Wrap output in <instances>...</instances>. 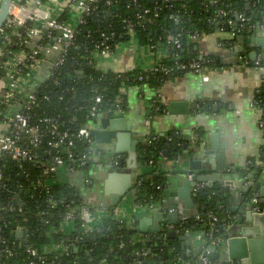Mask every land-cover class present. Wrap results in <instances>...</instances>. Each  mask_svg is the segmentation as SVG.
<instances>
[{
  "label": "trees",
  "instance_id": "obj_1",
  "mask_svg": "<svg viewBox=\"0 0 264 264\" xmlns=\"http://www.w3.org/2000/svg\"><path fill=\"white\" fill-rule=\"evenodd\" d=\"M158 6L162 8L159 16L153 21L138 19L142 9L156 10ZM221 10L227 14L223 15L220 13ZM239 14H242L246 20H241ZM263 15L264 0H170L169 2L119 0L112 5H105L103 1L98 10L86 15L85 22L79 25L76 44L70 48L67 60L62 66L60 84H54L51 80H39L37 93L39 102L31 110V122L37 123L44 116L55 117L59 121L60 130L75 132L90 122L87 115L94 103L93 97L99 93L104 95V101L99 105V110L113 109L119 98L122 99L123 106L126 108L125 94L120 91L124 85L140 89L149 88L156 92L151 98L152 107L147 113V117L151 115L153 120L166 110V105L158 96V91L166 81L188 72L180 68L181 63L194 59L200 61L207 70L217 65L213 56L199 58L196 55L193 40H197L200 35L217 31L228 32L234 39L239 36L249 39ZM66 16L67 13H64L63 17ZM229 19L233 20L231 27L226 23ZM124 20L136 23V35L142 44L154 46L155 49L164 45L169 49L170 56L163 60L157 69L135 68L118 72L103 70L97 63L90 65L85 63L83 57L89 55L98 42L105 40L104 34L110 37L107 42L112 46L129 40V28ZM196 31L199 32L198 36H194ZM169 35L178 38L181 45L177 47L173 41H169ZM244 56L249 64H256L257 59H252L249 55ZM259 65L264 68L263 57H260ZM80 68H83L86 73L83 78L77 74ZM44 95H48L49 99L43 98ZM256 100L264 111V79L257 91ZM205 108H209L208 105ZM107 115L110 117L112 112L110 111ZM4 120L5 118L0 117V124L6 122ZM96 123L97 121L93 122V124ZM6 127L5 124L0 125V136L5 135ZM202 137L203 132L199 130L197 141L200 142ZM190 143L189 139H183L169 132L158 135L157 138L151 135L138 147V157L142 166L135 180L134 190L135 200L139 205L152 210L161 204L165 190V180L161 174L167 173L161 168V164L166 159L173 160L191 154L193 148ZM31 148L38 154L39 161L34 162L25 158L14 160L9 154H4L0 159L3 172L0 199L11 200V204L18 203L17 200H19L25 207L23 212H3V219L0 221V225H3L4 221L8 223V228H3L0 234L11 242L15 251V256L4 259L7 264L14 262L29 264L32 259L36 264H41L37 257L27 253L26 244L36 249L39 255L48 257V264L51 262L54 264H103L104 260L105 264H135L138 260L136 251L144 246L152 249V254L157 260L163 259L165 255V261L170 264L183 263L178 239L169 236L167 226H164L161 231L163 238L151 236L148 242L137 241L138 221L136 219L134 221V218L116 217L117 204L111 205V216L93 230L84 229L80 218H77L73 221L75 230L70 231L62 223L64 212L69 207L83 206H88L93 211L95 206L85 201L84 194L77 186L52 182L49 177H46L44 168L51 162V155L47 154L50 147L46 141ZM73 149L80 156L89 150V143L78 141ZM76 159L71 163L77 165ZM101 161H105L102 152L99 156L92 158L86 167H78V170L84 171L86 175L89 174L88 177L91 178L92 169ZM263 170L264 153L261 159L249 165L245 172L248 178H252V182H258ZM14 195L17 197L12 199ZM50 199L56 202L55 208L48 207ZM223 200V196L203 184L198 192L193 194L197 213L185 221L181 220L177 228L193 230L206 225L208 232L207 224L211 216L215 214L219 220L214 236H222L227 225L220 207ZM18 225L24 228L21 237L16 231ZM208 239L212 240V238ZM52 246L58 247L51 251ZM76 247L78 251H75Z\"/></svg>",
  "mask_w": 264,
  "mask_h": 264
},
{
  "label": "crops",
  "instance_id": "obj_2",
  "mask_svg": "<svg viewBox=\"0 0 264 264\" xmlns=\"http://www.w3.org/2000/svg\"><path fill=\"white\" fill-rule=\"evenodd\" d=\"M262 35L264 15L257 22L254 34L249 39L244 36L234 39L228 32L217 31L200 35L197 40H193L196 55L199 58L213 56L217 65L207 70L210 77L207 82L192 72L166 81L158 91L166 110L157 115L151 124L147 123V111L156 92L149 88L129 86L123 93L126 98V114L123 117L129 121L132 141H138L137 149L149 136L165 135L169 132L191 141L193 148L191 154L173 160L166 159L161 164V168L167 173L161 174L164 176L165 190L163 200L157 208L148 210L136 202L135 180L132 189L116 206L117 216L123 219L134 218V221L135 219L138 221L137 225L144 217L152 218L156 212H162L165 218L159 220L161 230L159 232L151 230L154 223H148L146 227L149 228V232L139 231L136 239L140 241L143 240L142 236H158L162 234L163 227L169 225L167 231H174L173 236L178 239L184 264L194 261L198 264H224L226 255L223 249H216L212 240L208 239L211 237L208 236L206 225L193 230L176 229L183 217H191L197 213L194 201L192 200V203L187 201L180 191L182 181L188 175L190 156H193L200 166L195 173L210 178L209 184L206 181L200 183L224 197L220 207L224 220L227 221L225 228L228 232L239 225V219L246 218V211L253 209L252 197L255 194L260 196V190L252 185V178H248L245 169L261 159L264 153V111L256 102L257 91L264 79V68L249 64L245 61L244 55L251 57L253 52H257L256 59L264 55L263 49L251 45V38ZM169 56L170 51L166 46L152 48L150 45L142 44L137 35H134L120 44L115 55L100 54L96 63L103 70L118 72H126L132 68L149 70ZM171 103H174V106ZM206 105L209 108H205ZM104 117L97 119L96 124H101ZM199 130L203 132L200 142L197 141ZM126 145H130V141ZM98 146L100 144L95 142V147ZM210 149L214 151L212 155L206 153ZM220 152L225 153L223 158H218ZM117 156L127 159L128 151H121ZM107 163L106 160L97 163L90 173L91 178L82 170L72 172L63 168L53 181L77 186L90 205L97 207L104 202L105 206L109 207L110 198L103 190L105 176H102L100 169ZM140 168L137 170L138 174ZM123 170H130L125 163ZM263 180L264 175L258 182ZM191 194L193 199V188ZM170 212L177 213V223H170L168 216ZM102 214L109 216L110 212L107 209ZM211 248L216 249V252L212 253ZM204 252L207 253L205 256L208 258L207 263L199 260ZM211 255H214V258ZM162 258L157 260L152 254L148 258V264H170L165 261V255Z\"/></svg>",
  "mask_w": 264,
  "mask_h": 264
},
{
  "label": "built area",
  "instance_id": "obj_3",
  "mask_svg": "<svg viewBox=\"0 0 264 264\" xmlns=\"http://www.w3.org/2000/svg\"><path fill=\"white\" fill-rule=\"evenodd\" d=\"M103 1L105 5H112L119 0H13L10 15L0 29V117L5 118L4 121H6L0 125H7L5 135L0 136V159L4 154H9L14 160L25 158L34 162L39 161L38 154L31 147H37L46 141L50 147L47 154L51 155V162L44 168V173L46 177H49L54 182L53 179L61 169L65 168L68 171L77 172L79 171L78 167H86L92 158H95L96 155L99 156L102 152L100 148L95 147L91 132L92 124L97 119L108 116L107 114L110 111L112 112L111 118L124 116L126 108L123 106L121 98L115 103L113 109L101 111L99 110V105L103 103L104 95L100 93L95 95L93 97L94 103L87 115L90 118V122L72 133L67 130H60L59 121L55 117L44 116L37 123H32L31 110L39 102L37 93L40 84L37 77L41 76L44 81L51 80L54 84H60L62 66L67 60L70 48L76 44L79 25L85 22L86 15L97 11ZM165 1L169 2L170 0ZM161 8V6H158L156 10L144 8L138 15V19L153 21L154 18L159 16ZM64 13H67L66 17H63ZM220 13L223 15L227 14V12L222 10ZM239 17L243 21L246 20L242 14H239ZM124 21L128 25L130 38L136 35V23L131 20ZM28 22H31L30 26L27 24ZM226 23L231 27L233 20L229 19ZM198 35L199 32L196 31L194 36ZM104 36L105 40L98 42L94 50L83 57L88 65L96 63L100 54L115 55L118 52L122 42L112 46L107 42L110 37L105 34ZM168 40L173 41L177 47L181 45L180 40L171 35L168 36ZM151 47L154 48V46ZM55 53L57 55H54ZM245 61L248 62L246 58ZM161 63L162 61L152 69H157V66ZM259 63L260 57L257 58L256 65H259ZM179 66L188 72L200 75L205 82L210 79L207 69L201 65L200 61L192 59L181 63ZM133 69L135 68L130 70ZM81 72L86 76L83 68H80L77 74L80 75ZM126 87L128 86L124 85L121 87V93L125 92ZM43 98L49 99V96L44 95ZM256 102L258 104L257 100ZM151 107L152 104L147 113ZM151 122L152 118L150 115L147 123L151 124ZM153 137L157 138L158 136L153 135ZM78 141L89 143V150L80 156L73 149ZM75 159L77 160V165L71 163ZM262 175H264V170ZM191 177L192 175H189L190 179ZM2 179L3 172L0 166V186H2ZM202 186L203 183L195 185L193 194L197 193ZM16 197L17 195H14L12 199ZM260 200L261 196L257 194L252 197L253 211L261 212L264 210V204L261 205ZM17 202L11 204V200L2 201L0 199V221L3 219V212L5 211H25L24 204L19 200ZM48 207L55 208L56 202L50 199ZM110 207L105 206L104 202H101L97 207L95 206L93 211L88 206L69 207L64 212L62 223L66 227L71 226L68 229L74 231L73 221L80 218L84 229L91 231L96 226L103 224L104 220L111 216ZM116 208L115 216L123 219L116 215ZM107 209L110 215L103 216L102 213ZM187 218L183 217L182 220L185 221ZM218 220L219 217L213 214L207 224L209 226L208 233L216 249L222 247L225 238L229 235L228 230L225 229L222 236H214ZM5 227L8 228V223L4 221V224L0 225V231ZM168 227L169 225L167 229ZM23 229V226L18 225L16 231L21 233ZM176 229L187 230L180 227H176ZM57 247L52 246L50 250L53 251ZM26 251L30 256L37 257L41 264H48V257L39 255L37 250L32 248L30 244H26ZM147 251L148 247L144 246L141 250L136 251V254L145 256L148 254ZM13 256H15L14 247L11 246L10 241H7L0 234V264H7L4 259H9ZM202 258L205 263L208 262L207 257ZM105 263L106 261L104 260L103 264ZM11 264L20 263L14 262ZM29 264H36L35 260H30ZM50 264H54V262ZM137 264H143V260H137ZM188 264H198V262L194 261Z\"/></svg>",
  "mask_w": 264,
  "mask_h": 264
},
{
  "label": "water",
  "instance_id": "obj_4",
  "mask_svg": "<svg viewBox=\"0 0 264 264\" xmlns=\"http://www.w3.org/2000/svg\"><path fill=\"white\" fill-rule=\"evenodd\" d=\"M12 1L13 0H1L0 29L10 15ZM251 45L259 46L263 49V51H261L264 53V35L251 38ZM256 55L257 52H253L251 56L252 59H256ZM262 57L264 58V55H262ZM84 76L85 74L83 72L79 75L80 78H83ZM37 79L44 81V78L41 76H38ZM171 105L174 106V103H171ZM174 110L175 108H173V111ZM91 132L93 135V141L100 144L98 147L104 154L105 160L108 161L107 164L100 167L102 170V176H105L103 180L104 193L110 198L111 203L109 205L119 204L124 196L132 189L133 181L138 177L137 170L142 166L137 151L138 141H132L129 121L123 116L115 118L105 116L102 119L101 124L93 125ZM129 141L130 145L127 146L126 144ZM213 146L217 147L215 144H213ZM121 151H128L127 159L117 156ZM213 152L214 151H211V149L206 151L208 155H212ZM224 156L225 153L220 152L218 158H223ZM189 162L190 164L188 165L187 171L188 175L187 178L182 181L180 191L182 197L192 203V188L203 181L208 183L210 178L206 176H198L195 173V170L200 166L196 163L193 156L189 157ZM124 163L130 170H123ZM189 175H192L191 179L189 178ZM252 185L260 190V202L264 204V180L255 183L252 182ZM168 216L170 223L178 222L177 213L170 212ZM164 218L165 215L162 212H156L152 218L144 217L141 219L140 224H138L136 228L141 233H148L149 228H147L146 225L153 222L154 225L151 230L159 232L161 230L159 227V220H163ZM238 223V226L231 229V233L229 232V235L231 234L230 237L224 242L223 250L225 251L224 253H226L224 264H264V210L256 212L253 211V209H249L246 211V218L239 219ZM247 223H249V225ZM259 226H261V228ZM168 234L170 236L172 235V237L175 236L174 231H170ZM19 235L21 237L22 233H19ZM163 236V234H160L159 239L163 238ZM141 238L150 239L148 236H142ZM75 251H78V247L75 248ZM211 252L215 253L216 249L211 248ZM149 255H152V249L150 248L147 255H138V260H143V263L148 264ZM205 256H207L206 252L202 254V257ZM211 256L214 258V255ZM202 257L199 259L200 261H203ZM135 264H137V262Z\"/></svg>",
  "mask_w": 264,
  "mask_h": 264
},
{
  "label": "bare ground",
  "instance_id": "obj_5",
  "mask_svg": "<svg viewBox=\"0 0 264 264\" xmlns=\"http://www.w3.org/2000/svg\"><path fill=\"white\" fill-rule=\"evenodd\" d=\"M12 3H13V1H12ZM28 23H30L29 24V26L31 25V22H28ZM262 56V55H261ZM99 148V147H98ZM158 236H160V235H158ZM228 239V237L227 238H225V240H224V242L226 241ZM151 239H149V238H143V242H148V241H150ZM223 245H224V243H223ZM223 245H222V247L220 248V249H223ZM148 250H149V247H148Z\"/></svg>",
  "mask_w": 264,
  "mask_h": 264
}]
</instances>
